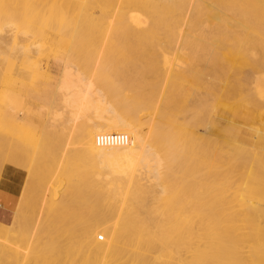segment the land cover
<instances>
[{
    "label": "bare ground",
    "instance_id": "bare-ground-1",
    "mask_svg": "<svg viewBox=\"0 0 264 264\" xmlns=\"http://www.w3.org/2000/svg\"><path fill=\"white\" fill-rule=\"evenodd\" d=\"M0 14V42L14 24L30 36L35 16L74 14L41 105L0 90V176L25 172L0 264H264V0H0ZM186 95L203 133L168 108L185 111ZM107 134L116 143L98 142ZM229 151L254 167L241 204L215 173Z\"/></svg>",
    "mask_w": 264,
    "mask_h": 264
},
{
    "label": "rangeland",
    "instance_id": "rangeland-1",
    "mask_svg": "<svg viewBox=\"0 0 264 264\" xmlns=\"http://www.w3.org/2000/svg\"><path fill=\"white\" fill-rule=\"evenodd\" d=\"M13 13L16 14L15 4L13 6ZM34 19L36 22L30 36H25V32H22L20 27H18L19 24H14L10 31L12 32L11 36L2 39L0 42V51L3 52L0 55V76H3L5 69H7L9 66L7 58H4L6 53H12V69L15 72L14 82L12 85L7 87V85L1 83L0 90L4 92L8 89H12L14 91L15 98L20 105L26 102H31L34 106H40L42 103L40 94L42 92L43 83L52 80L55 74L57 76L58 70L60 68V66L55 62V59L56 56L65 52V44L62 41L69 37L70 25L74 19V14L35 16ZM25 20H22L21 22L24 23ZM3 24L4 20L0 14V28L3 26ZM91 66L92 65L90 64H82L76 58H73L72 60V67L81 72H86V74L90 73L89 69ZM191 80V77L186 75L184 79H181L177 82V85L176 83H173V85H179L184 90H186V88L190 86L189 84L191 83ZM165 86V82H161L156 85L159 93L156 100L157 103H161L163 100L161 94L164 91ZM126 89L130 90L131 88L129 87ZM204 95V90L202 89L200 91V98L203 99ZM187 101V95L186 97H182V104H189V107L185 111H179L181 109H178V107L170 104L168 106L171 113L175 114L177 120L184 123H189L195 113V110L199 107H202ZM7 104L8 101L1 97L0 117L3 116V112L6 109ZM163 104L166 106L168 105L166 103ZM211 117L213 120L221 122V124L223 122L224 125L228 123V121L221 117L219 112L212 113ZM234 121H236V124H243L240 120ZM189 125L196 129L199 133L204 132L203 125H196L192 123H189ZM21 130H23L24 133L32 134L30 130ZM3 135L4 133L2 136ZM216 137L224 142H231L233 140L244 141L241 138H236L233 133L224 128H221L216 132ZM246 154L247 153L245 152L239 153L235 151H229L228 156L232 159L231 162H229L225 167L215 171L219 177L229 178L230 185L221 190V195L234 199V204H241L239 198H241V196L246 191V185L241 183V177L245 175L246 172L252 171V168H254L250 167L248 159H246ZM12 169L16 170L19 175L17 176L16 172L12 171ZM24 175L25 172L23 169H17L13 165L9 164H6L2 171L0 176V220L2 222L9 224L13 214L12 211L14 210V208L12 209L9 207L8 202H6L4 197H6L5 195H12L14 191L16 196L15 201L17 202L19 196L17 194L22 190L23 184H25ZM187 256L189 255L187 254Z\"/></svg>",
    "mask_w": 264,
    "mask_h": 264
},
{
    "label": "built area",
    "instance_id": "built-area-1",
    "mask_svg": "<svg viewBox=\"0 0 264 264\" xmlns=\"http://www.w3.org/2000/svg\"><path fill=\"white\" fill-rule=\"evenodd\" d=\"M116 139H117V136H115L114 134H111V135H101L98 137V142L99 143H104V144H111L112 142L115 141L116 143Z\"/></svg>",
    "mask_w": 264,
    "mask_h": 264
},
{
    "label": "crops",
    "instance_id": "crops-1",
    "mask_svg": "<svg viewBox=\"0 0 264 264\" xmlns=\"http://www.w3.org/2000/svg\"><path fill=\"white\" fill-rule=\"evenodd\" d=\"M6 197L5 200L6 202H8V205L10 208H15V206L17 205V202L15 201L16 200V196L15 194L13 193L12 195H5Z\"/></svg>",
    "mask_w": 264,
    "mask_h": 264
}]
</instances>
